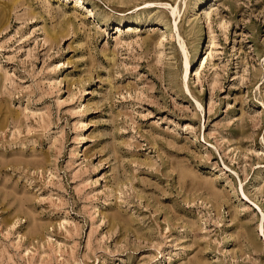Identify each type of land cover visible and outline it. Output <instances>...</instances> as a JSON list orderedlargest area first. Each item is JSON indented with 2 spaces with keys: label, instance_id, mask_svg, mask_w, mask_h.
<instances>
[{
  "label": "rangeland",
  "instance_id": "1",
  "mask_svg": "<svg viewBox=\"0 0 264 264\" xmlns=\"http://www.w3.org/2000/svg\"><path fill=\"white\" fill-rule=\"evenodd\" d=\"M263 261L264 0H0V264Z\"/></svg>",
  "mask_w": 264,
  "mask_h": 264
},
{
  "label": "bare ground",
  "instance_id": "2",
  "mask_svg": "<svg viewBox=\"0 0 264 264\" xmlns=\"http://www.w3.org/2000/svg\"><path fill=\"white\" fill-rule=\"evenodd\" d=\"M181 45V44H180ZM181 48H182V52H183V56H184V62H185V68H183V71H182V73H181V77H182V79H186L191 73H192V69L190 68L191 67V64H190V61L188 60V58H187V55H186V53H185V49L183 48V46L181 45ZM198 52V51H197ZM184 53H185V55H184ZM262 264H264V261H263V263Z\"/></svg>",
  "mask_w": 264,
  "mask_h": 264
}]
</instances>
